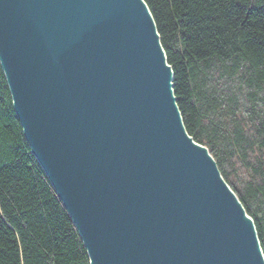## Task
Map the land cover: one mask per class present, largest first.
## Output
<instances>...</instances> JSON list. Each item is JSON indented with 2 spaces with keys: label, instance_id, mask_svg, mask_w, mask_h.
<instances>
[{
  "label": "water",
  "instance_id": "1",
  "mask_svg": "<svg viewBox=\"0 0 264 264\" xmlns=\"http://www.w3.org/2000/svg\"><path fill=\"white\" fill-rule=\"evenodd\" d=\"M142 1L152 21L136 0H0V62L25 138L91 264H223L237 247L227 236L245 264H264L254 219L185 126Z\"/></svg>",
  "mask_w": 264,
  "mask_h": 264
},
{
  "label": "trees",
  "instance_id": "2",
  "mask_svg": "<svg viewBox=\"0 0 264 264\" xmlns=\"http://www.w3.org/2000/svg\"><path fill=\"white\" fill-rule=\"evenodd\" d=\"M185 126L254 219L264 251V0H145ZM0 264H91L32 153L0 62Z\"/></svg>",
  "mask_w": 264,
  "mask_h": 264
},
{
  "label": "bare ground",
  "instance_id": "3",
  "mask_svg": "<svg viewBox=\"0 0 264 264\" xmlns=\"http://www.w3.org/2000/svg\"><path fill=\"white\" fill-rule=\"evenodd\" d=\"M136 3H137V5L139 6V9H141V12H144V14H145V21L143 22V23H145L146 22V20H150V21H152V19H151V17H150V15H149V12L147 11V9H146V6H145V4H144V1H142V0H136ZM113 19V20H112ZM112 19H110V24H109V28L110 29H112V30H115V28L117 29V27H116V25L115 26H112V23L113 22H116V21H114L115 19H114V17H112ZM137 19H139V16L137 17ZM141 20H142V18H141ZM148 20V21H149ZM147 30H151L150 28H148L147 27ZM152 32H153V30H152ZM156 33V32H155ZM157 34V33H156ZM118 46L120 47V46H122V41H121V39H119L118 40ZM158 48L160 49V52H161V55H162V57H163V59H162V61H161V64H163V67H164V71H165V73H166V75H167V78H168V80H167V86H166V88H167V91H168V95H169V102L171 103V105H172V107H173V109H174V112H175V116H176V118H177V120H178V122H179V124L181 125V127H182V123H181V118H180V115H179V112H178V109H177V107H176V103H175V100H174V96H173V94H172V82H171V80H172V74H171V70L169 69V67H168V65H167V63H166V61H165V53H164V51H163V49H162V47L159 45V43H158ZM122 58H125V56H123ZM122 65H126L124 62H122ZM13 99V98H12ZM13 106H14V104H13ZM15 109V108H14ZM16 112V111H15ZM186 134V133H185ZM184 134V135H185ZM187 136V134L185 135V137ZM188 137V136H187ZM186 137V138H187ZM189 138V137H188ZM187 138V139H188ZM189 140H190V138H189ZM200 148H202V147H200ZM202 150L203 151H205V149H203L202 148ZM247 224L248 223H250L251 222V220L249 221V219L247 218ZM248 228H249V230L252 232V230H253V228H252V225H249L248 226ZM255 235V234H254ZM222 245H223V243H221V244H218L217 245V247H222ZM224 245L225 246H229V245H234L233 247H236V249H235V254L234 255H231V254H228V256L225 258V259H223L222 261H223V264H245V262H244V260H243V258L242 259H240V258H238L237 256H238V254L239 253H243V250H242V248H241V244H240V242H237L234 238H232L231 236H227V237H224ZM258 245V244H257ZM258 251H259V254H260V256H261V258L263 259V254H262V252H261V250H260V248L258 247ZM91 262V261H90Z\"/></svg>",
  "mask_w": 264,
  "mask_h": 264
}]
</instances>
